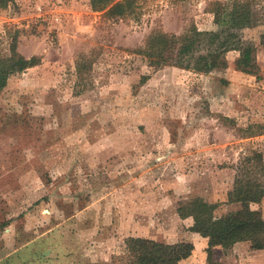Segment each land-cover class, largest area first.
<instances>
[{"label":"rangeland","instance_id":"rangeland-1","mask_svg":"<svg viewBox=\"0 0 264 264\" xmlns=\"http://www.w3.org/2000/svg\"><path fill=\"white\" fill-rule=\"evenodd\" d=\"M90 1L0 8V57L14 42L38 62L0 92V264H130V238L192 244L178 264H264L249 242L209 249L178 214L197 198L236 212L237 177L264 189V0L243 32L255 75L233 51L207 75L137 54L154 29L215 30L207 3L232 0H138V17L116 19ZM248 208L264 220V194Z\"/></svg>","mask_w":264,"mask_h":264},{"label":"trees","instance_id":"trees-1","mask_svg":"<svg viewBox=\"0 0 264 264\" xmlns=\"http://www.w3.org/2000/svg\"><path fill=\"white\" fill-rule=\"evenodd\" d=\"M11 1L0 0V8H5ZM137 2L138 0H91L90 6L93 12H103L104 17L116 19L138 17L141 8ZM207 7L213 16L215 30L199 31L196 27H191L182 35H175L154 29L145 36L143 46L137 54L147 62L152 71L167 66L207 75L226 69L225 55L233 51L238 52L236 69L244 74L255 75L257 65L254 48L251 44H246L243 38V32L258 23L255 20L253 2L232 0L223 4L210 1ZM84 59L76 66L79 82L85 69L82 64L86 63ZM37 64L36 58L26 59L18 54L16 44L12 42L9 53L0 57V92L11 76ZM79 85L77 87H80ZM263 194L264 189L257 181L249 179L241 182L237 177L228 199L229 203L241 204V208L236 212L217 217L214 214L216 205L197 198L179 208L178 214L181 218H192L191 232L207 238L209 249L249 242L252 250H263L264 220L259 213L248 208L250 203H258ZM125 243L131 259L130 264H178L187 259L193 251L192 244L186 242L170 245L130 238Z\"/></svg>","mask_w":264,"mask_h":264}]
</instances>
